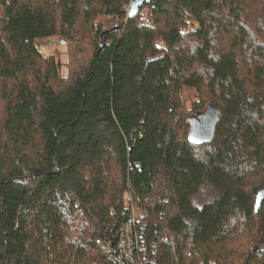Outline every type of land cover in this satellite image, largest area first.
Wrapping results in <instances>:
<instances>
[{"label":"trees","instance_id":"1","mask_svg":"<svg viewBox=\"0 0 264 264\" xmlns=\"http://www.w3.org/2000/svg\"><path fill=\"white\" fill-rule=\"evenodd\" d=\"M132 1L0 0V264H264V0Z\"/></svg>","mask_w":264,"mask_h":264},{"label":"built area","instance_id":"2","mask_svg":"<svg viewBox=\"0 0 264 264\" xmlns=\"http://www.w3.org/2000/svg\"><path fill=\"white\" fill-rule=\"evenodd\" d=\"M142 234H140L138 213L133 209L132 216L120 229L119 236L114 241L106 244L111 257L120 262L129 261L130 264H146L142 255L137 256L136 250L141 253Z\"/></svg>","mask_w":264,"mask_h":264},{"label":"rangeland","instance_id":"3","mask_svg":"<svg viewBox=\"0 0 264 264\" xmlns=\"http://www.w3.org/2000/svg\"><path fill=\"white\" fill-rule=\"evenodd\" d=\"M56 46L57 45L51 44L50 45V48H44V50H46V49L48 50L49 49V51H55ZM58 48H60L61 51H64L65 50V47L62 46V45L58 46ZM211 126L212 125H209V126L203 125V126H200V127H195V130H194L195 137H200V138H206V139H208L211 136ZM199 128L201 130H198Z\"/></svg>","mask_w":264,"mask_h":264},{"label":"water","instance_id":"4","mask_svg":"<svg viewBox=\"0 0 264 264\" xmlns=\"http://www.w3.org/2000/svg\"><path fill=\"white\" fill-rule=\"evenodd\" d=\"M150 0H133L129 9V17L136 16L141 8L145 5V3H149Z\"/></svg>","mask_w":264,"mask_h":264}]
</instances>
